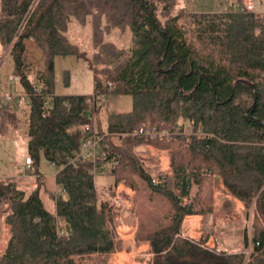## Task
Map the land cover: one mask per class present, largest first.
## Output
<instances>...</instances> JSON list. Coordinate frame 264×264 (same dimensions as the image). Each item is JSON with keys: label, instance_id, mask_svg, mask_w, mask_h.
Returning a JSON list of instances; mask_svg holds the SVG:
<instances>
[{"label": "trees", "instance_id": "trees-1", "mask_svg": "<svg viewBox=\"0 0 264 264\" xmlns=\"http://www.w3.org/2000/svg\"><path fill=\"white\" fill-rule=\"evenodd\" d=\"M71 18L89 21L92 56L68 39ZM113 31L128 34L125 47L105 38ZM26 38L42 51L41 68L24 55ZM2 52L27 98L30 162L19 172L28 183L0 177V201L7 202L0 264H109L119 248L91 159L66 158L93 124L90 112L106 144L95 164L113 162L105 172L111 185L132 189L134 239L147 243L150 264H264V12L192 11L179 0H0ZM66 54L86 61L98 101L128 94L130 107L105 108L99 117L107 99L91 105L89 93L55 92L53 56ZM99 76L110 85L102 87ZM17 121L0 96V135ZM145 126L156 135L135 132ZM143 143L167 149L170 185L139 163L135 149ZM40 156L55 168V189L39 178ZM214 176L250 212L247 254L242 246H206L208 233H180L185 214L212 211Z\"/></svg>", "mask_w": 264, "mask_h": 264}, {"label": "rangeland", "instance_id": "rangeland-1", "mask_svg": "<svg viewBox=\"0 0 264 264\" xmlns=\"http://www.w3.org/2000/svg\"><path fill=\"white\" fill-rule=\"evenodd\" d=\"M253 2V10L264 12V0H253ZM229 3L230 0H179L181 6L192 11H219L229 6ZM65 33L70 41L77 44L79 50L84 51V55L92 56L90 37L91 28L89 21H86L85 24H80L75 19L71 18L68 22V27ZM105 38L113 41L118 47H125L128 43L127 33L118 36L116 32L113 31L110 34H107ZM24 55L34 67H41L44 63L42 51L35 45L31 38L25 39ZM11 68V56L8 53L2 52L0 56V96L3 100L5 94H11L12 100L9 105L17 113L18 121L15 126H8V131L4 135H0V177L15 173V159L19 157L22 159L21 154L25 153L26 135L24 130L27 123V98L25 97L19 82L17 80H12ZM99 78L104 79L105 77L99 76ZM53 90L58 93L91 94L93 91V74L91 69L87 66L86 61L82 57H77L73 54L54 55ZM104 99H107L106 107L101 106L100 111L97 114L99 117L103 116L105 108L119 111L127 110L131 103L128 94H110L105 97H100L98 102ZM19 168L22 169V166L19 165ZM37 169L42 175L46 176V185L51 189L56 188L52 176L55 168L50 166L43 156H40L39 158ZM110 179V174L105 173L103 168L98 166L94 173V183L98 186L100 183L106 182ZM164 179L168 185L171 184V177L164 176ZM119 183L123 184L122 182ZM212 183L215 189L216 198L222 197L224 190L217 187L215 181H212ZM4 203L0 201V212L7 205V202ZM232 205L233 203L229 200H227V202H222L221 210L227 213V219H224L222 224L225 226H233L236 225V223L242 224V227L239 226V228L243 230L242 250L247 254L251 247L249 242L251 234L250 212L249 210L247 211L244 206L243 209H241V212L237 213L235 210L230 211ZM131 209L133 211V205ZM229 220H231L232 223L227 222ZM234 229L237 228L234 227ZM6 235L7 225L2 223L0 219V251L5 243ZM134 241L136 243H133L130 239L129 244L127 245L129 251L115 254L114 264H142L139 254L143 252V249L139 248L137 250L135 247L136 250H133V245L135 246L145 241L136 239H134ZM120 249L121 243L117 250ZM149 259L151 262V252H149L147 260Z\"/></svg>", "mask_w": 264, "mask_h": 264}, {"label": "crops", "instance_id": "crops-1", "mask_svg": "<svg viewBox=\"0 0 264 264\" xmlns=\"http://www.w3.org/2000/svg\"><path fill=\"white\" fill-rule=\"evenodd\" d=\"M237 4H239L237 0H230L229 6H227L223 10L228 9L230 6L236 7ZM32 67L41 68V67H34L33 65ZM10 109L13 110L12 107H10ZM7 131L8 129L6 130V132ZM135 151L137 152L139 151L140 153L144 154L148 158V160L152 163L156 161V169L150 168L149 170L154 180L161 181L162 179H164V176L171 177V170H170L169 161H168L167 149L158 148L151 144L143 143L141 145H138ZM15 165H16L15 173L7 174L6 176H3V177L16 176L17 179L21 183H28V179H26L25 177H22L23 173H19L20 171H22L19 168V165L22 166V159L20 157L15 159ZM52 176H54V171L52 173ZM45 179H46V176H45ZM45 179H44V182L46 185ZM212 181H215L216 186L224 190V194L222 195V197L216 198L215 189L212 185L211 186L212 211L207 214H197V213L185 214L181 220L180 233L183 236L191 237L194 239L198 238L203 233H208V238L205 241L206 246L211 247L215 244L219 247L228 248L231 250H238V248H240V246L243 245V230L239 228V226L242 227V224L236 223V225H233V226L223 225L222 224L223 220L227 219L226 217L227 213L221 210V204L222 202H227V200L231 201L233 205L230 211L235 210L237 213L241 212V209H243V204L241 203V201L231 196L226 191V189H224V187L222 186L220 182V178L218 176H214ZM111 183H112V177L110 180L106 182H102L98 186H101L104 184H111ZM46 187L48 186L46 185ZM194 189H195V186L193 185L190 189V193H192ZM136 221L137 220H136V217L132 209H124L120 213L119 217H114V216L111 217V225L114 229V235H115V238L120 241L121 249L114 251L110 254L109 264H114L115 254H118L123 251L124 252L129 251V248H127V245L129 244L130 239L131 241H133V243H136L133 239V234H134V230L136 227ZM227 222L232 223L231 220ZM234 227L237 229H234ZM135 247L137 250L139 248L143 249L142 250L143 252L139 254L140 255L139 258H141V260L148 258L150 251H149V247L147 243L142 242L135 246L133 245V250H136ZM144 250H147V251H144Z\"/></svg>", "mask_w": 264, "mask_h": 264}, {"label": "built area", "instance_id": "built-area-1", "mask_svg": "<svg viewBox=\"0 0 264 264\" xmlns=\"http://www.w3.org/2000/svg\"><path fill=\"white\" fill-rule=\"evenodd\" d=\"M253 5L254 2L253 0H242L241 3L237 4L236 7L241 10H248L252 11L253 10ZM12 80H16L15 76H12ZM100 84L102 87H108L110 85V81L107 79H99ZM37 91L38 88H35ZM12 100L11 94H5L3 96V101L5 103H10ZM96 96L91 93L89 96L86 97V102L89 104L93 105L94 103H97ZM18 102V101H17ZM45 103H48V101H45ZM88 117H91L93 119V124L91 126H85L84 130L85 133L82 136L80 140V145L79 149L72 154L66 155V158L69 162L75 160L76 158H82V159H91L92 161V167L90 168V173L94 177V173L97 169V165L95 164V159L97 158V153L101 151L103 147L106 146L105 142L102 139V135L99 134L96 129H95V123H94V114L93 113H87ZM187 130V129H184ZM136 133H145L148 134L149 136L153 137L156 135V129L153 127H139L136 131ZM166 133L164 131H160L159 134ZM113 140L115 141L117 137H112ZM137 159L143 169L147 172H149L150 168H155L156 169V161L154 163L150 162L148 158L140 153L139 151H135ZM22 156V167L27 168L30 158L28 155L21 154ZM50 166L53 167L52 163H49ZM113 165V162H107L102 166L103 171L106 172L109 169H111ZM25 173H23L24 175ZM39 178L41 180L45 179V176L40 174ZM95 192L99 197H102L106 201L107 209L110 211L111 215L114 217H119L120 213L124 209H131L133 205V191L130 187L117 183L115 185L111 184H104L101 186H97L95 184ZM3 203L5 202L4 200H1ZM5 204V203H4ZM248 221V220H247ZM142 264H150V259H142L141 260Z\"/></svg>", "mask_w": 264, "mask_h": 264}]
</instances>
